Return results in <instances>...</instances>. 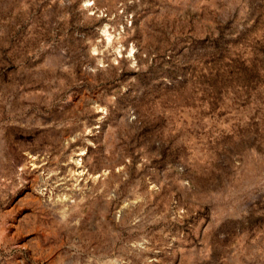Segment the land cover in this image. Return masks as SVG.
I'll return each mask as SVG.
<instances>
[{
  "label": "rangeland",
  "instance_id": "374dc122",
  "mask_svg": "<svg viewBox=\"0 0 264 264\" xmlns=\"http://www.w3.org/2000/svg\"><path fill=\"white\" fill-rule=\"evenodd\" d=\"M0 264H264V0H0Z\"/></svg>",
  "mask_w": 264,
  "mask_h": 264
}]
</instances>
